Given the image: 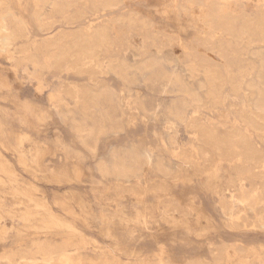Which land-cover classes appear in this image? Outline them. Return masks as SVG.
Segmentation results:
<instances>
[{
	"label": "rangeland",
	"instance_id": "rangeland-1",
	"mask_svg": "<svg viewBox=\"0 0 264 264\" xmlns=\"http://www.w3.org/2000/svg\"><path fill=\"white\" fill-rule=\"evenodd\" d=\"M205 1L118 0L103 10L100 0H58L59 10L52 7L54 0H40L36 9L29 0L10 2L8 9L23 24L10 18L9 26L23 36L8 51L0 50V264H7L3 254L35 234L84 240V245L76 246L81 250L68 253L74 264H132L137 255L145 260L162 255L173 264L190 259L210 262L208 246L232 244L245 253L237 255L227 248L233 261L264 264V228L257 223L264 213V180L256 177L252 183H239L232 164L225 160L207 164L196 159L192 165L176 166L175 152H190L199 145L194 130L186 125L188 120L221 129L236 125L248 132L240 115L253 113L258 105L264 111V36L246 43L235 39V30L227 40L212 32L214 43L197 46L198 52L185 54L180 46L193 47L196 35L208 38L200 34L203 28L197 31L193 20L183 14L185 8L200 9ZM228 3L237 26L238 17L244 14L255 22L263 5L262 0ZM35 10L42 12L46 26L31 20ZM90 23L93 28L103 25L115 41L94 62H122L123 77L129 83L111 72L96 74L93 81L84 73L40 72L28 63L20 64L22 54L12 52L16 46L14 50L28 49L25 54H31L33 46L39 45L44 52L45 40L56 35L70 40L69 35L84 32ZM198 55L205 65L225 75L219 92L203 84L207 66H192L202 62ZM144 63L153 66L152 72L139 69ZM174 75L187 86L186 93L175 91ZM231 82L238 91L232 92ZM101 86L107 89L105 98L77 102L64 97L62 109L73 112L72 121H63L49 101L59 87L82 92ZM212 95L219 103L206 108ZM193 98H201L200 105ZM82 102L86 111L81 113ZM176 107L186 113L184 120L170 116L169 109ZM76 124L82 125L85 144L76 138ZM248 135L264 159V133L262 138L254 132ZM171 140L172 144L165 143ZM130 150L151 152L154 161L167 164L169 175H162L151 164L141 165L140 177L129 183L100 178L94 169L100 157L124 158ZM231 178L234 187L227 186ZM117 189L123 192L117 194Z\"/></svg>",
	"mask_w": 264,
	"mask_h": 264
},
{
	"label": "bare ground",
	"instance_id": "bare-ground-1",
	"mask_svg": "<svg viewBox=\"0 0 264 264\" xmlns=\"http://www.w3.org/2000/svg\"><path fill=\"white\" fill-rule=\"evenodd\" d=\"M11 1L13 0H0V50L1 51H8V49L14 44L15 39L23 36L20 32L14 31V29H11L9 26V22H11L9 21L10 18H13L21 25L23 24L22 20L16 18L14 14L8 9V5L10 4ZM29 1L33 5V8L35 9H36V6L38 7L39 2H40V0H29ZM100 1H101L100 8L103 10L105 7H111V6L116 5L118 0H100ZM262 1H263V5L259 7V10H260L259 15L257 18L255 17L256 18L255 22L253 20L252 22L250 19H248V17L245 18V14H244V17H238V26L236 25V23H234L237 17L236 15L233 14V12L235 11L232 12L233 9H231V5L230 3H228V0H206L205 3L202 4V7H200V9H197L198 11L194 8L193 9L185 8L186 11L183 14L186 15L190 20H193L191 22V25L194 26L197 31H199L198 30L199 27L203 28L201 29L203 31L200 34L201 35L203 33L207 34L208 38L206 39V37H201V36L196 35L197 38L195 39L196 41L193 47L188 49L186 45L180 44V46L183 48L185 54H188L189 52L192 54V52L198 50V49H195V48H198L197 46L201 47V46L214 43V40L211 38L212 32L217 33L218 36L221 38L223 37L222 40L223 39L227 40L226 37L231 35V32L235 30V34L237 33V37L235 39H238V40L241 39L242 42H244L243 40H245L246 43H248L247 41L249 40L251 41L254 38H257V37L259 38V36L263 37L264 36V0ZM57 3H58V0H54V2L51 5L56 10H59L60 6H58L59 4ZM42 15L43 14L41 11L35 10V12H33L31 20L33 22L42 23ZM194 17L196 18L194 19ZM41 25L46 26V24H43V23ZM98 26L97 28H93L94 26L91 25L90 23L85 28L84 32L74 34V35H69L71 36L70 40L65 39V37L63 36L57 37V35L56 37L52 39L49 38L45 40V47H44L45 51L44 52H42L43 50L42 48L41 49L39 48L40 45L39 46L37 45L38 46L37 48L41 50L40 54H38L39 50L34 46H33L34 53L32 52L31 54L30 53L25 54L26 52H28V49L18 50V51L14 50L16 46H14V48L12 49L13 50L12 52L14 54L15 53L22 54L20 61H19L20 64L28 63L29 65L32 66V68L39 69L40 72L45 70L47 72L52 71L58 74L62 72H66V73L72 72L76 74L84 73L88 76V79L92 81L94 80V76L96 74H104L106 72H111V73H114L120 76L124 83H129L130 79L123 77L124 71L126 69L124 68L125 66L121 64L122 62L115 63L113 62V60H108V59H107L108 61L100 65L94 62L95 58L97 59L98 55L101 52H105L106 54L107 53L106 51L112 48L113 47L112 44H114L115 42L114 40L110 39L111 37L108 35V31L105 29L103 25L100 24ZM48 29L50 28L47 26L46 30ZM235 34L233 35L234 37H235ZM263 39L261 41H263ZM261 41H258V42L261 43ZM236 42H234V44ZM223 43L222 44L219 43V44L223 45ZM231 47H235V46L232 45ZM53 48H56V49L55 51L52 52ZM258 54L256 53V55ZM201 55H198V56L200 57ZM193 56L194 55H192V57ZM188 57H186L185 55V58H188ZM202 59H203V56H202ZM164 60L166 59L164 58ZM148 63L147 64L144 63V65H142V67L139 69L140 70L141 69L151 70L152 72L153 66ZM260 63L263 64L262 62ZM205 64H206L205 62L203 63V61L202 62L199 61V65H196V67L195 65H192V66H194V68H197V67L205 68V66H207V68L205 69V73L203 72L204 73V83L203 84L205 85V87L207 85V88L208 86L210 88H213L212 86H214L215 90H218L216 92H219V89H221L224 83H226V77L222 72H220V70H218V68L211 69L210 66L205 65ZM233 64H236V63H233ZM262 67L263 65L261 66V69ZM252 69L254 68L252 67ZM256 72H255V75H256ZM262 72L263 71H261V73ZM228 75L232 76L231 74H228ZM228 81H231V80L229 79ZM257 81H259V79ZM234 83L231 82V87L233 90L232 92L238 91V87L237 85L235 86ZM171 84L175 88V91L185 92V93L187 92V88H186L187 86L186 87L184 86L185 84L182 82V80L178 76L176 75L173 76L171 80ZM246 85L248 86V84ZM169 86L171 88L170 84ZM250 86L252 87L253 85L250 84ZM257 86L255 87L254 85L255 89L257 88ZM105 91H107V89L103 86L99 87L98 90L88 89L87 91H82V92L76 88L65 89V88L59 87L58 89L54 90L49 95V101L51 102V105L56 110V113L59 115L60 118H62L63 121H72L73 117L71 116V114L73 112L70 111L69 109H62L63 99L65 96H69L77 102L82 101V99H84L85 101L87 100L92 101V100L99 99V97L105 98L104 96L106 95ZM207 91H209V89ZM261 92H262L261 93L262 95L263 91L261 90ZM213 95H212V102L210 103L209 101L206 102L205 101L206 98L204 97L205 98L203 99L204 102L208 103L209 105L206 108H214L213 105L219 103L220 99L217 96L213 97ZM192 97L190 99H192ZM199 100L201 101V98ZM199 100L198 98L197 99L193 98L192 101L199 103ZM254 100L257 101V99H254ZM258 102L260 103L261 101L259 100L256 103ZM206 103H203L202 107H205L204 105H206ZM80 105L82 106H80L79 111L81 113L85 112L86 105H84L83 102ZM185 106L187 107V105ZM181 108H182V105H181ZM169 113H170V116L172 115L173 118L178 121H182L185 119L186 113L184 114V111L177 109V107L173 111L172 110L170 111L169 109ZM240 120L242 121V123L245 124L248 132L240 131V129L236 125H232L231 127L227 129H221L213 125H209V124L205 125L202 123H195L192 120H188L186 125L189 128L194 130V135L199 145L197 148L191 150L190 152H187V151L175 152L174 151L178 158L177 159L178 162L176 166L181 167V166L192 165L194 164V160L196 161V159H200L207 164H211L216 160L217 161L225 160L232 164V170L236 174L235 180H238L239 183H242L244 181L252 183V180L256 177L264 180V159L262 158V154L260 153V150L255 146V144L250 139V136L248 135V133L250 134V132H254L258 138H262V133H264V111L258 105V107H255V111L253 113H250L249 115L241 114ZM73 128L77 134L76 138L78 139V141L82 144H85L82 138V135H81L82 125L76 124L73 126ZM165 143L172 144L173 141L172 140L165 141ZM88 149L90 150L91 155L94 156L95 155L94 151L91 150L90 147ZM172 154L174 155L173 151H172ZM151 164H154L155 169L162 175L164 176L169 175V168H167V164H165L161 160L154 161L153 154L147 151L144 154H140V153L138 154L130 150L127 152L124 158H117L115 155H111L108 160H103L102 157H100L96 161L94 169L97 173H99L101 179L108 180V178L111 177L115 181H122L124 183L126 182L129 183L132 179L140 177L139 172L141 169V165H151ZM249 164H252L253 169H249ZM197 170L200 171L199 169ZM235 180L232 178L228 179L227 186L234 187ZM262 188L264 190V182L262 183ZM115 192L119 194L123 192V190L120 191V189H117ZM257 223L259 227L264 228V213L261 214L257 218ZM85 243L86 242L84 240L69 241V240L62 239V238L54 239V238H49L47 235H45L44 238H42L40 235L35 234L33 237L29 238L27 241L23 243L21 242L18 243L17 247L8 250V252L3 254L2 258L5 259L7 264H74L75 261L73 260V258H71V255L68 254L69 251L73 250V252H78L79 250L82 249V247H76V246L80 244L84 245ZM208 245H210V243ZM232 245L233 246H230V247H228V245H221L217 248H211L208 246V251L211 257L210 262H205L199 259H190V260H187L185 264H241L242 261H233L230 254L227 251V248H231V249L233 248V250L237 253V255H243V254L245 255L244 249L240 247L239 245H236V244H232ZM230 253L232 254V251ZM132 261H133L132 264H173L169 257H163L162 255H159V256L153 255L151 258L147 260L141 259L137 255V257H135L134 260ZM97 264H120V263L111 261V262H101ZM249 264H259V263L258 261L255 260V261L250 262Z\"/></svg>",
	"mask_w": 264,
	"mask_h": 264
}]
</instances>
